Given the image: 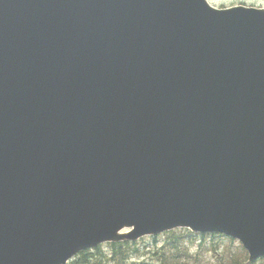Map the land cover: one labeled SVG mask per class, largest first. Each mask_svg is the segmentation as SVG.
I'll list each match as a JSON object with an SVG mask.
<instances>
[{
    "label": "water",
    "instance_id": "1",
    "mask_svg": "<svg viewBox=\"0 0 264 264\" xmlns=\"http://www.w3.org/2000/svg\"><path fill=\"white\" fill-rule=\"evenodd\" d=\"M175 229L264 257V9L0 0V264Z\"/></svg>",
    "mask_w": 264,
    "mask_h": 264
},
{
    "label": "trees",
    "instance_id": "2",
    "mask_svg": "<svg viewBox=\"0 0 264 264\" xmlns=\"http://www.w3.org/2000/svg\"><path fill=\"white\" fill-rule=\"evenodd\" d=\"M149 243L118 242L108 243L80 252L68 264H200L193 259L192 250H205L219 255L215 264H264V258L252 262L242 246L230 252H220L221 239L218 234H195L187 229H176L159 236H151ZM159 238H163L159 244ZM231 243L235 240L229 239ZM195 252V253H196ZM144 257L141 262L137 259ZM210 264V263H207Z\"/></svg>",
    "mask_w": 264,
    "mask_h": 264
},
{
    "label": "rangeland",
    "instance_id": "3",
    "mask_svg": "<svg viewBox=\"0 0 264 264\" xmlns=\"http://www.w3.org/2000/svg\"><path fill=\"white\" fill-rule=\"evenodd\" d=\"M208 2L218 8V9H224L228 7H233V6H243V7H253V8H264V0H208ZM128 230L124 229L121 233H126ZM151 241V238L149 237H144L143 239L138 240V243H141L142 245L145 243H149ZM159 244L162 243L163 238H159ZM145 242V243H144ZM221 243L223 244V247H221V257H222V252H234L239 246V243L237 241L231 243L229 239L227 240H222ZM197 248L193 249V259L197 261L200 264H215L216 260L220 259L219 255H215L214 253L207 252L205 250H198ZM196 252V253H195ZM144 259V257H141L137 259L138 262H141Z\"/></svg>",
    "mask_w": 264,
    "mask_h": 264
}]
</instances>
